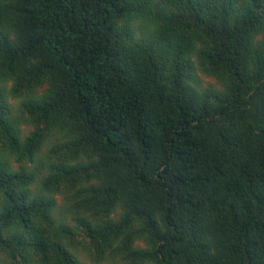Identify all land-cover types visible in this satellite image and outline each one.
I'll use <instances>...</instances> for the list:
<instances>
[{"label": "trees", "instance_id": "trees-1", "mask_svg": "<svg viewBox=\"0 0 264 264\" xmlns=\"http://www.w3.org/2000/svg\"><path fill=\"white\" fill-rule=\"evenodd\" d=\"M82 252L264 264V0H0V264Z\"/></svg>", "mask_w": 264, "mask_h": 264}, {"label": "rangeland", "instance_id": "rangeland-1", "mask_svg": "<svg viewBox=\"0 0 264 264\" xmlns=\"http://www.w3.org/2000/svg\"><path fill=\"white\" fill-rule=\"evenodd\" d=\"M201 78H202V84L203 85H208L209 83H213L214 82V79L210 76H205L204 74H200ZM14 101V100H13ZM21 129L23 131V133H27L29 131V129H31V127H27L26 125L24 124H21ZM56 198H57V201L58 202H61V199H60V196L56 195ZM56 213L58 214V208L55 210ZM70 218H68L69 220ZM80 257L81 259L86 262V264H107L106 262H101V263H95V262H92L89 257L84 254L83 252L80 253Z\"/></svg>", "mask_w": 264, "mask_h": 264}]
</instances>
